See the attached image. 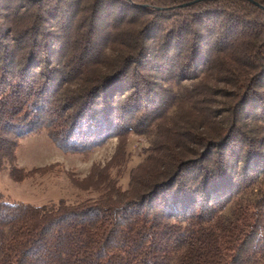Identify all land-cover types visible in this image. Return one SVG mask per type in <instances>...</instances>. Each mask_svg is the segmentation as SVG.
I'll return each mask as SVG.
<instances>
[{
	"label": "trees",
	"instance_id": "16d2710c",
	"mask_svg": "<svg viewBox=\"0 0 264 264\" xmlns=\"http://www.w3.org/2000/svg\"><path fill=\"white\" fill-rule=\"evenodd\" d=\"M42 130L153 138L126 188L119 155L96 197L0 191V264H264V0H0V170Z\"/></svg>",
	"mask_w": 264,
	"mask_h": 264
},
{
	"label": "rangeland",
	"instance_id": "374dc122",
	"mask_svg": "<svg viewBox=\"0 0 264 264\" xmlns=\"http://www.w3.org/2000/svg\"><path fill=\"white\" fill-rule=\"evenodd\" d=\"M8 1L10 0H6V3ZM192 83L193 80L184 81L188 88ZM172 86L175 89V85ZM214 107L220 108L221 104L218 102ZM152 138L153 133L130 131L123 143L114 136L85 152H67L56 146L46 130L28 134L18 140L14 160L5 161L0 170V191L6 200L34 205L56 202L59 199L73 203L96 197L97 191L86 186L92 168H102L118 159L119 155L124 160L120 165L112 166L109 171L117 183L126 188L129 170L145 157L144 150L150 145ZM10 171L25 177L17 181L11 177Z\"/></svg>",
	"mask_w": 264,
	"mask_h": 264
},
{
	"label": "water",
	"instance_id": "95a60500",
	"mask_svg": "<svg viewBox=\"0 0 264 264\" xmlns=\"http://www.w3.org/2000/svg\"><path fill=\"white\" fill-rule=\"evenodd\" d=\"M188 3H190V2H188ZM188 3H186V4H188ZM256 3V2H255Z\"/></svg>",
	"mask_w": 264,
	"mask_h": 264
}]
</instances>
